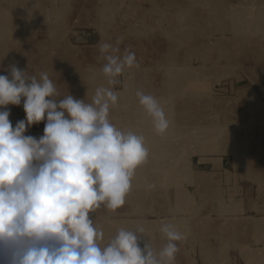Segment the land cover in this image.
I'll list each match as a JSON object with an SVG mask.
<instances>
[{"label":"rangeland","instance_id":"rangeland-1","mask_svg":"<svg viewBox=\"0 0 264 264\" xmlns=\"http://www.w3.org/2000/svg\"><path fill=\"white\" fill-rule=\"evenodd\" d=\"M120 38L138 67L109 85L98 46ZM12 65L46 72L58 100L91 103L111 87V123L145 138L125 204L90 213L101 247L143 226L140 246L159 252L172 223L186 237L174 264H264V0H0V75ZM138 90L164 109L165 133ZM6 109L13 127L26 120L23 98ZM45 123L25 135L41 137Z\"/></svg>","mask_w":264,"mask_h":264},{"label":"clouds","instance_id":"clouds-1","mask_svg":"<svg viewBox=\"0 0 264 264\" xmlns=\"http://www.w3.org/2000/svg\"><path fill=\"white\" fill-rule=\"evenodd\" d=\"M102 42V73L117 84L125 69L138 67L135 54ZM0 75V264H174L178 241L186 237L172 223L160 231L167 243L157 252L145 228H120L101 247L102 230L90 213L101 205L116 210L125 204L136 169L149 156L145 138L111 123L118 101L111 87H98L91 103L59 92L49 75L39 79L12 65ZM158 134L169 120L157 99L136 92ZM26 120L13 127L6 106L20 105ZM39 138L27 127L45 121ZM151 189L154 185H148Z\"/></svg>","mask_w":264,"mask_h":264},{"label":"bare ground","instance_id":"bare-ground-1","mask_svg":"<svg viewBox=\"0 0 264 264\" xmlns=\"http://www.w3.org/2000/svg\"><path fill=\"white\" fill-rule=\"evenodd\" d=\"M184 72V71H183Z\"/></svg>","mask_w":264,"mask_h":264}]
</instances>
